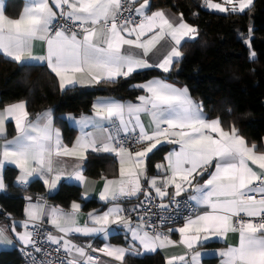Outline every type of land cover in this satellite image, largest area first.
I'll return each mask as SVG.
<instances>
[{"label": "snow or ice", "instance_id": "6c2138e0", "mask_svg": "<svg viewBox=\"0 0 264 264\" xmlns=\"http://www.w3.org/2000/svg\"><path fill=\"white\" fill-rule=\"evenodd\" d=\"M205 3L207 8L218 12L243 13L253 0H225L230 9L212 0ZM51 4L58 11L50 6V0H27L24 13L18 19L7 18L0 10V53L18 64L46 62L59 78L61 91L77 83H113L118 77L128 78L150 67L168 73L183 55L182 40L195 39L198 34L195 27L184 22L182 13L177 23L164 10L151 11L150 0H51ZM251 32L250 28L244 40L250 49V59L256 56L251 50ZM144 37L148 38L142 39ZM166 37L171 38L173 46L158 63H150L146 59L149 53ZM37 40L46 45L43 56L33 55V42ZM125 45L142 50V56L125 50ZM134 87L146 93L137 97L138 103L101 101L93 104L91 117L76 120L81 126V135L71 148L62 143L59 131L52 128L50 111L30 120L25 101L0 109V139L3 140L0 169L6 164L15 165L20 171L18 184L27 185L30 178L39 177L46 188L55 189L63 176L80 184H84L85 177L81 167L71 173L57 171L58 162L53 161V156L83 160L89 150L113 153L119 159L120 179L105 180L101 201H117L143 193L145 201L132 209L136 212L151 205L154 191L159 198L156 207L163 213L170 206L179 205L176 198L188 193V200L205 210L187 217L183 227L175 229L180 235V244L191 251L211 236L224 237L229 232H238V246H229L217 253L221 257L220 264H264V153H258L256 145L249 146L235 125L225 130L219 117L205 118L202 105L191 99L186 88L161 80ZM141 114L150 117L147 126ZM8 120L15 122L17 132L11 140L5 135ZM89 127L91 131L84 130ZM162 141L176 147L165 156L164 163L155 166L163 175L149 178L145 159ZM129 143L139 145V150H131ZM142 177L147 188L143 186ZM4 187L0 176V190ZM170 188H174V192H170ZM166 197H169L167 202ZM25 199L29 201L25 208L28 219L22 222L25 230L18 232L13 225L12 232L23 246L21 251L31 256L32 264H53L51 260L33 255H49L35 239L45 216L61 234L46 235V242L56 246L55 252L65 253L60 264H64V260L67 264H93L96 258L69 237L103 234L107 239L111 225H123L132 240L147 252L176 244L157 230L156 223L145 219L151 215L148 211L139 216L133 227L130 215L113 204L102 214L90 212L88 220L81 225L77 218L81 211L79 203L73 202L71 212H67L57 206L46 210L44 203L33 204L31 197ZM160 223H166L163 214ZM5 241L8 237L0 228V243ZM91 250L121 264L127 252L125 248L110 245ZM200 257V252H194L191 264H200ZM177 262L188 264L187 253L166 258V264Z\"/></svg>", "mask_w": 264, "mask_h": 264}, {"label": "trees", "instance_id": "16d2710c", "mask_svg": "<svg viewBox=\"0 0 264 264\" xmlns=\"http://www.w3.org/2000/svg\"><path fill=\"white\" fill-rule=\"evenodd\" d=\"M202 0H150L151 10L167 8L183 14L184 21L197 29L196 38L181 46L183 57L173 64L168 74L156 70L135 72L128 78L113 83L102 82L89 88L71 87L61 91L56 77L43 65L17 64L0 55V108L25 101L31 116L42 110H51L55 124L60 128L64 143L70 145L75 131L62 120L64 114L73 116L91 112L94 100L112 97L133 100L140 93L134 85L156 76L165 75L188 90L189 96L202 105L208 119L220 118L225 130L232 125L238 129L249 146L264 153V0H253L243 13L218 14L200 8ZM22 6L21 0H6L4 12L15 18ZM251 28V50L256 56L250 59V49L244 40ZM8 136L13 132L7 125ZM167 146H161L146 158L147 176L155 173V164L162 161ZM110 156L88 154L83 174L90 178L108 176L114 171ZM5 194L0 195V218L24 216L22 196L32 200L44 198L67 210L73 202L81 210H101L96 200L83 201L80 189L61 182L51 195L37 180L27 189L16 186L17 172L6 168L2 174ZM16 196V197H13ZM109 242L122 244V237L111 236ZM0 264H21L19 250H1ZM124 264H163L159 254L135 258L127 256Z\"/></svg>", "mask_w": 264, "mask_h": 264}, {"label": "crops", "instance_id": "0c3cea01", "mask_svg": "<svg viewBox=\"0 0 264 264\" xmlns=\"http://www.w3.org/2000/svg\"><path fill=\"white\" fill-rule=\"evenodd\" d=\"M5 1L6 0H0V10H2L3 12H4ZM21 1H22V6H21L20 12H19L17 17L12 18V17L6 15L5 12H4V15L7 18H10V19H18L24 13V9H25L26 2H27V0H21ZM212 2L213 3H219L222 6L228 7L229 9L231 7L230 5H225V0H212ZM50 6L53 7L54 11H58L57 9H55V6L51 4V0H50ZM200 8L203 9V10L210 11V12H215V13H218V14L232 13L230 10L226 11V12H218V11H216L214 9H209L206 6L205 0H202L200 2ZM156 10H164L166 12V14L169 16V18L173 19L177 23L179 22L180 14L175 13V12H173V11L167 9V8H159V9H155V10H151V11H156ZM146 38H148V37H144L142 39H146ZM192 40H194V39H188L187 37H185V39L182 40V42H181L180 51H181V46L185 42L192 41ZM172 46H173V42L171 41V38L170 37H166L165 40L161 41L160 44L157 45L156 49H154L151 53H149V56L146 59H148L150 63L156 64L163 58V56L167 53L168 50H170V48ZM124 48H125V50H127V51H129L131 53L138 54V55L142 56V50H140V49H129L128 46H126V45L124 46ZM32 51H33V55H35V56H43V55L46 54V45L42 41H39V40L34 41L33 42ZM0 55L3 56L2 53H0ZM3 57H5V56H3ZM182 57H183V55H182ZM182 57L179 58V61L182 59ZM5 58L11 60L10 58H7V57H5ZM13 62H15V61H13ZM25 64L43 65L51 72V70L48 68L46 62L29 61V62H27ZM147 70H156V71H158V72H160L162 74H165V75L169 73V72L165 73V72H163L162 70H160L157 67H150V68H146V69H140V70H138L136 72H142V71H147ZM52 74L55 76L54 73H52ZM165 75L152 77V78L148 79L147 81H144V82H142L140 84H144V83H146L148 81H152V80H161V81H164L167 84L173 85V86H175L177 88H181V89L185 88L181 84H178V83L170 80ZM119 78H124V77H118L117 79H119ZM56 79H57L58 86H59V89H60L59 78L56 77ZM97 84H99V83H95V82H93L91 84H79V83H77L74 86L73 85H69V86H67V88H71V87L89 88V87L95 86ZM137 85H139V84H137ZM135 88L140 90V93L138 94V96L146 95V93L142 89L137 88V87H135ZM137 97L135 99H133V100H119V99L112 98V97H100V98H97L96 100H94L93 104L101 102V101H116V102L125 103V104H127V103L136 104V103H138ZM192 100L195 101L194 99H192ZM195 102L197 104L201 105L199 102H197V101H195ZM14 103H17V102H14ZM14 103H11V104H14ZM11 104H8V105H11ZM93 104H92V106H93ZM8 105H5L4 107H6ZM4 107H2L0 109H3ZM44 111H46V110H42L39 113H42ZM47 111L51 112V110H47ZM38 114H36L35 116L29 115V119L30 120H35ZM203 114H204V112H203ZM92 115H93V107L91 108V112L89 114H86V115L73 116L71 114H64V115L61 116V118L65 122V124L69 128L74 129V131H75V137H74V139H73V141H72V143L70 145H66L64 143L62 132H61L60 128L55 124L54 116H53V114L51 112L52 128L54 130L59 131L62 143L64 145H66L67 147L71 148L72 145L76 142L77 138L81 135V126L76 123V120H79L81 117H91ZM204 116H205V114H204ZM69 117H72L74 119H69ZM205 118H206V116H205ZM141 119H142L143 123L146 126L150 122V117H148L145 114H141ZM208 120H212V119H208ZM8 124H10L12 129H13V132H12V134L10 136H8V131H7V125ZM108 125L109 124H106L105 126L108 127ZM84 130L85 131H91L92 129L89 127L87 129H84ZM228 130H230V129H228ZM5 135H6L7 139H9V140L13 139L17 135L14 121H11V120L6 121V124H5ZM0 144H3V140L2 139H0ZM161 146H167L168 150H167L166 154L164 155L162 161L157 162L155 164V166L157 164H159V163H164L165 156L169 152H171L174 147H176L174 145L168 144L167 142H163V141H162V143L160 145L157 146V148H159ZM156 149H154L153 152ZM88 154H95V155H98V156L99 155L110 156L113 159V161H114L113 162L114 163V165H113V167H114L113 173L108 175V176H104L103 175L100 178H90V177H87L86 175L83 174V176L85 177L84 184H80L78 181H76L74 179H69L67 176H63L61 178V180L58 181L57 187L55 189L46 188L44 183H43V181L41 179H39V177L30 178V182L29 183H31L34 180H37V181L41 182L43 184L44 188H45L46 194L47 195H51V194L55 193V191L57 190L59 184L61 182H64L66 184L78 187L80 189V193H81L80 196H81V199L83 201L93 199V200H96L97 202L101 203L103 205V208L101 210H92V211H89V212H84V211L81 210L77 214L78 222L81 225H83L88 220V214L90 212H95L97 214H102L103 212L107 211L110 207H112L113 204L119 205L125 211L136 207L139 204V202L145 197L143 195V193L139 194L138 197L121 198V199H119L117 201L105 202V201H101L100 198H99L101 192L104 189V184H105V180L106 179H109V180H118V179H120V175H119V167H120L119 159L113 153L92 152L91 150H89L86 153V158L83 159V160H80L77 157H66V156L55 157V156H53V161L54 162H58L55 165L56 170L57 171H61L62 170L64 172H66V173H71L77 167H81L83 169L84 168V163H85V161L87 159ZM145 166H146V159H145ZM252 167L254 169L256 168L255 165H252ZM6 168L15 169L16 172H17V177L20 175V171H19V169H17L15 167V165L6 164L2 169H0V176H2L3 171ZM162 175H163V173L162 172H158L156 167H155V173L153 175L148 176V177L151 178V177H154V176H162ZM141 180H142L144 188H147V182L144 181L143 177L141 178ZM202 182L203 181L201 180V183ZM15 184H16V186L22 187L21 184L17 183V178L15 180ZM169 191L170 192H174V188H170ZM5 192H6V190H5V187H4V189L0 190V195L5 194ZM152 193L156 196L154 191ZM85 196L87 198H85ZM181 196L186 197L188 199V193H184ZM167 198L168 197H166L165 200ZM41 199H44V198H41ZM44 200L45 201L43 203L46 205V210H48L51 205H47L46 202H48V200H46V199H44ZM190 202L195 206V208L198 211V214L202 213L205 210L204 208H198L195 205L194 202H192V201H190ZM28 203L29 202H25V204H24V216H23V218H21V219H12V218H10L8 216H4V217L0 218V228H3L5 230V234L8 237V241H11L10 243L8 241H5L4 243H0V251L1 250H11V249L19 250L21 247H23L20 244V242L16 239L15 235L13 234L12 227H13V225H15L16 230L18 232H23L25 230L23 228V226H22V222H24L25 220L28 219L26 217V215H25V208L28 205ZM31 203L35 204L37 202L31 201ZM76 203H78V202H76ZM71 205H70L69 209H67V210L63 209V210L67 211V212H71ZM47 220H48L47 216L43 217V221L48 223ZM30 223H32V222H30ZM184 223H181L179 225H176V226L170 228V229H172V231L169 232V238L176 242L175 246H168V247H165V248H157L156 251H154V252H147L139 245L138 242H134L132 240V238H131V233L128 232L123 227V225H119V226L118 225H111L107 239L104 238L103 234H96V235H92V236H83V235H79V234H73V235H71L69 237V239L72 240V242L75 243L76 245H78L80 247H83V248L91 246V248L99 249V248L104 247L105 245H110V246H114V247H122V248H125L127 250L125 257L130 256V257H135V258H142L144 256H150V255L159 254L161 259H162V261H163V264H166V258H168V257L181 256V255H185L186 253H187V261H188L189 264H191V255L194 252H197V251L201 253V257L199 258L200 259V264H220L221 257L217 253L219 251H221V250H224V249L228 248L229 246L235 247V246H238V244H239V233L238 232H229L224 237L211 236L207 241H203L202 240L201 245H199V246L195 247L193 250L189 251L188 249L185 248L184 245L179 243L180 235H179L178 232L175 231V229H177L179 227H183ZM49 225L53 228V235H57V236L61 235L60 233H58L56 231V229L51 224H49ZM132 226L135 227V225H132ZM29 231H30V228H29ZM111 236L122 237V241H123L122 244H114V243L109 242V238ZM201 237H203V234H201ZM94 254L97 255V261L93 262V264H121L120 261H116V260H114V259H112L110 257L104 256L100 252H94ZM76 259L82 260V258H80V257H76ZM122 264H124V261L122 262ZM177 264H183V262H177Z\"/></svg>", "mask_w": 264, "mask_h": 264}, {"label": "built area", "instance_id": "2783aa9c", "mask_svg": "<svg viewBox=\"0 0 264 264\" xmlns=\"http://www.w3.org/2000/svg\"><path fill=\"white\" fill-rule=\"evenodd\" d=\"M127 15V13H125ZM108 127H111V125H108ZM121 136H123V133H121ZM129 146L131 147V150L136 151L140 148L139 145H134L129 143ZM23 189H27L28 185H22ZM138 197V196H136ZM153 201L151 205H148L147 208L141 207L138 209V211L133 212L132 209L125 211L127 215H130L131 220H132V225H136V222L139 218L140 215H144L146 211L150 212V216H145V219H150L152 222L156 223L158 225V231L163 232L164 234L169 236V229L179 225L181 223L186 222V218L189 216H195L198 214L197 209L195 206L186 198L183 196L177 197L176 199L180 201L179 205H172L170 208L162 213V210L158 209L156 205L159 203V198L156 197L152 193ZM169 197L165 200L167 202ZM142 201H145V197L139 202L138 205L141 204ZM137 205V206H138ZM136 206V207H137ZM134 207V208H136ZM163 214L166 218V223L161 224L160 223V215ZM170 218V219H169ZM39 224V222H37ZM33 229L30 227V231ZM48 233L53 234V228L43 221L42 224H39V232L38 235L35 236V239L42 244L43 248L46 249L49 252V255L47 257H43L42 254H36L33 253V255H37L41 259H46V260H51L53 261V264H60L61 258L65 256V253L61 250V252L57 253L54 251L55 245H51L48 242H46V235ZM22 247L19 249V255L21 257V264H32L31 256H27L24 254L23 251H21ZM86 253L88 255H91L96 258L94 262L97 261V255L94 254V252L91 250L90 247H85L84 248ZM30 251V249L28 250ZM64 264H67L66 260H64ZM189 264V263H188Z\"/></svg>", "mask_w": 264, "mask_h": 264}, {"label": "water", "instance_id": "95a60500", "mask_svg": "<svg viewBox=\"0 0 264 264\" xmlns=\"http://www.w3.org/2000/svg\"><path fill=\"white\" fill-rule=\"evenodd\" d=\"M13 197H16V196H13ZM25 197H29V196H22V199H23L24 201L29 202L28 200L25 199ZM31 201L41 202V203H43L45 200H44V199H41V198H37V199H35V200H32V198H31ZM46 204H47V205H51V206H57L55 203L50 202V201L46 202ZM57 207H59V206H57ZM59 208H60V207H59ZM0 213H1V214L4 213V211H3L1 208H0Z\"/></svg>", "mask_w": 264, "mask_h": 264}]
</instances>
